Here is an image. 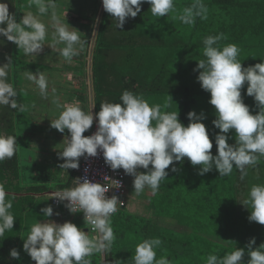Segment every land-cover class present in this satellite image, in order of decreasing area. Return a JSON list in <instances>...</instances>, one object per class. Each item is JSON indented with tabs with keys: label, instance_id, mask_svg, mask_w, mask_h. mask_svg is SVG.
Wrapping results in <instances>:
<instances>
[{
	"label": "trees",
	"instance_id": "obj_1",
	"mask_svg": "<svg viewBox=\"0 0 264 264\" xmlns=\"http://www.w3.org/2000/svg\"><path fill=\"white\" fill-rule=\"evenodd\" d=\"M0 2L8 4L17 22L25 11L37 9L35 5L30 6V0ZM55 3L60 2L55 0ZM191 3L192 0H174L176 12L159 18L151 14L150 4L145 2L141 12L135 18H128L119 29L111 14L104 11L102 0H94L90 15L80 17L89 21L84 25L83 41L86 43L72 60L79 62L78 67L84 75L87 58L92 52L96 113L103 101L122 103L120 96L124 90L142 95L150 105L159 104L162 112L178 111V119L184 126L189 123L187 114L190 111L197 115L203 113L206 119L202 122L209 130L213 140L211 151L216 155L214 133L219 129L212 124L216 118L215 108L208 102L210 93L204 91L197 81L202 70L193 69L200 59L205 58L203 38L220 33L227 39L220 40L219 46L236 44L243 67L264 61V0H203L208 8L207 19L197 17L194 25L189 26L175 17ZM99 12L101 19L90 51ZM50 41L52 38L47 34L44 43ZM6 56L13 60L8 82L17 92V103L27 106V110L19 112L0 105V133L15 136L19 145L12 158L0 161V183L5 185L6 191L21 193L14 195L10 209L16 218L13 229L0 237V264H35L23 250L24 238L33 223L45 218L41 209L49 205V198L32 194L42 193L47 187L35 179L33 170H28V150L31 139L38 132L53 130L34 120L33 112L42 104V97L39 99L35 94L36 89L34 91L25 73L61 69L29 60L30 55L0 36V65L7 63ZM246 89L247 83L241 89L243 102L252 114H256L259 108L254 98L246 95ZM80 98L83 103L87 101L86 95ZM227 135L231 137L228 143L234 144V130ZM30 165L33 167L34 162ZM173 166L177 169L175 172L171 171ZM199 169L200 166L191 165L187 157L166 169L168 176L160 183L159 196H154L149 204L153 217L131 213L126 207L111 216L116 239L106 253L105 264H115V261L133 264L137 244L148 238L161 239L156 258L166 256L172 264H206L209 254L222 257L236 248L245 249L243 264H247L250 257L246 245L253 237L256 241L253 248L264 244V225L250 222V210L241 202L247 198L252 185L264 184V156H259L254 167L247 166L248 174L243 180L235 167L229 176L224 177H220L215 168L204 175L198 174ZM162 218L169 220L164 222ZM13 248L19 252V260L10 256ZM97 255L93 253L87 257L91 264L98 262Z\"/></svg>",
	"mask_w": 264,
	"mask_h": 264
},
{
	"label": "clouds",
	"instance_id": "obj_2",
	"mask_svg": "<svg viewBox=\"0 0 264 264\" xmlns=\"http://www.w3.org/2000/svg\"><path fill=\"white\" fill-rule=\"evenodd\" d=\"M145 2L150 4L151 14L159 18L176 12L174 0H102V6L116 21V28L122 29L128 18H135L141 12ZM31 5L36 6L38 15L27 12L17 22L8 4L0 2V36L14 42L26 55L39 54L47 36V27L39 16L51 9L54 32L49 46L53 48L64 44L60 55L70 62L86 43L81 40V32L64 22L66 14L63 18L57 14L55 0H30ZM207 14L208 8L203 0H192L191 5L184 7L175 18L192 26L197 17L207 19ZM222 39H227L223 33L203 38L205 58L200 59L193 69L202 70L197 81L204 91L210 93L208 102L215 108L216 118L212 124L219 129L214 133L216 155L211 151L213 140L209 130L202 122L206 119L203 113L197 115L195 111H190L187 114L189 123L184 126L178 119V111L162 112L159 104L150 105L142 95L124 90L120 96L122 103H100V111L95 114L97 130L89 136L83 134L93 125L92 111L85 112L78 103L60 104L58 99L54 101L62 111L58 118L51 120L50 126L60 133H64L65 129L70 133V138L66 136L63 140V150L58 153L64 161L59 167L78 169L79 158L95 157L100 150L112 170L122 168L126 175L134 177L133 187L137 195L146 187L156 193L161 181L168 176L166 169L174 162H183L185 157L191 165L200 166L199 175L215 168L220 177L229 176L235 167L243 180L248 174L247 166L254 167L259 156H264V61L243 67L238 59L239 47L229 43L221 48L218 42ZM5 59L7 63L0 65V105L24 112L27 106L17 103V92L8 82L13 60L10 56ZM25 76L39 88L42 96L48 95V79L43 72L28 71ZM245 83L246 95L253 97L259 108L256 114H252L243 102L241 89ZM232 130L235 132V143L229 144L231 137L227 134ZM18 146L15 136L0 133V161L12 158ZM138 168L146 171L138 172ZM176 170L175 166L171 168L173 172ZM73 181L75 187L53 192L50 199L67 201L64 206L71 213L83 212L85 223L94 235L90 236L70 221L62 224L48 219L37 221L32 224L23 243V250L35 264H91L87 257L93 253H108L116 239L111 216L118 211V204L121 205L119 198L115 195L107 197L110 187L92 182L87 177L82 182L81 178ZM112 183L120 187L119 181ZM14 198L0 183V237L13 229L16 218L10 209ZM241 203L250 210V222L264 225V184L252 185L247 198ZM41 212L46 218L54 214L51 205L42 208ZM255 243L253 237L246 245L250 257L247 264H264V244L253 248ZM161 244L159 238H148L138 243L132 257L133 264H172L166 256L156 258V249ZM244 255V248H236L222 257L209 254L206 264H243ZM10 256L17 260L20 258L15 248L11 249ZM115 264L119 262L115 261Z\"/></svg>",
	"mask_w": 264,
	"mask_h": 264
},
{
	"label": "crops",
	"instance_id": "obj_3",
	"mask_svg": "<svg viewBox=\"0 0 264 264\" xmlns=\"http://www.w3.org/2000/svg\"><path fill=\"white\" fill-rule=\"evenodd\" d=\"M60 3L56 4L57 7L61 8L62 14L59 15L61 18L64 17L66 14V20L64 22H67L70 26L78 29L81 34V40L83 41V37L86 33V29L84 28V25L89 24L88 20H84L80 18L81 16H87L90 15L92 12L94 5L93 1L89 0H58ZM89 4L85 6L86 4ZM92 5V9H91ZM91 9V10H90ZM52 11V10H51ZM50 11V12H51ZM28 12V11H25ZM29 12H32L33 14H37V10H29ZM48 12V13H50ZM79 12V13H78ZM47 13V14H48ZM46 15V14H45ZM45 15L39 16L43 17ZM80 15V16H79ZM79 19V20H78ZM101 19V13L97 15L92 42L90 45V51L93 50L95 36L97 33L98 25ZM45 25L48 23L46 21H43L40 19ZM52 26V24H51ZM50 29L47 28V34L50 36ZM54 32V29L52 30ZM65 45L61 44L60 46L56 45V48L59 51L62 49ZM79 49V46H77ZM62 57V56H61ZM63 64L61 66L58 65V62H53L51 66L58 67L61 70L54 71L49 70L48 72H52V84L55 87V91H51V94H53L54 100H59L60 104H76L78 103L79 107L84 110L85 112L92 111L94 118H95V104H94V86H93V76H92V52H90L89 57L87 58V63L85 66V72L84 75H82L81 70H75L76 67L79 66V62L77 60H71L70 62L66 60L64 57H62ZM37 62V61H36ZM69 67V69H68ZM63 68V69H62ZM35 94H39L35 91ZM82 95H86L87 101L83 103ZM52 98V95H51ZM94 106V107H93ZM62 111L61 108H58L57 105L54 103V106L52 105H45L40 104L36 110L33 112L34 120L41 125H44L47 128H51L53 131H40L36 134L34 138L30 141V152H29V158L30 163L34 162V166L32 167L33 173L35 175V179H38L41 181L42 184H44L47 187V190L42 193H35L33 195L37 197H43L47 196L49 198V205L53 208V216L52 217H45L41 219L39 222H44L45 219L55 221L57 223H64L66 221H70L77 225L78 228H83L84 231L91 236L94 235V233L91 232L90 226L86 225L84 216L81 212L79 213H71L64 204L61 205H54L52 203V199H50V196L53 192L56 191H62L65 188H71L75 187L74 181L77 179V176L79 174V169L81 166L82 158H79V168L78 169H61L59 167L60 164H62L64 161L58 157V153L63 150L64 143L63 140L67 136L70 138V133H57L54 129L50 126L51 120H54L58 118L60 112ZM84 136L88 135V132L86 131ZM66 139V138H65ZM151 168V167H150ZM138 172H144L146 171L143 168H138ZM127 211L131 213H136L141 216H148L153 217L151 214V210L149 207V204L151 202V199L154 196H159L160 190L156 193H152L151 189L146 187L145 190L137 195L134 192L133 187V180L134 177L128 175L127 176ZM144 208L146 210L147 214H144ZM138 210L141 211L138 212ZM55 213H59V215H56ZM96 259L98 262L96 264H105L106 263V253H98L96 256ZM35 263V261H34Z\"/></svg>",
	"mask_w": 264,
	"mask_h": 264
},
{
	"label": "built area",
	"instance_id": "obj_4",
	"mask_svg": "<svg viewBox=\"0 0 264 264\" xmlns=\"http://www.w3.org/2000/svg\"><path fill=\"white\" fill-rule=\"evenodd\" d=\"M97 130V120L94 118L92 127L87 131L88 135L93 134ZM87 177L92 182H99L102 185L110 187L106 196L111 198L113 195L117 196L121 201V205L118 204V210L127 207V175L124 170L117 169L112 170L104 161L103 153L98 150V154L95 157L84 156L82 158L81 166L79 169V174L77 178L82 179ZM112 181H119L120 187L114 185ZM54 205H61L68 203L67 201L60 202L56 199H52ZM83 214V212H81ZM84 216V214H83Z\"/></svg>",
	"mask_w": 264,
	"mask_h": 264
},
{
	"label": "rangeland",
	"instance_id": "obj_5",
	"mask_svg": "<svg viewBox=\"0 0 264 264\" xmlns=\"http://www.w3.org/2000/svg\"><path fill=\"white\" fill-rule=\"evenodd\" d=\"M81 1V0H80ZM84 1H86V0H84ZM89 1H93V0H89ZM94 2V1H93ZM87 5H89L88 3L85 5V6H87ZM91 9H92V5H91ZM90 9V10H91ZM37 10V9H36ZM29 12V11H28ZM56 12H57V14L58 15H61L62 14V11H61V8L60 7H56ZM27 12H24V14H26ZM79 13V12H78ZM80 16V15H79ZM40 19H42L43 21H46L47 23H48V26H47V24H46V27L48 28V29H50V38H52V35H53V32H52V30L54 29L52 26H51V24H52V21H51V12L50 13H48V14H46L45 16H43V17H39ZM52 43V41H50V42H47V43H45L44 45H43V49H42V51L39 53V54H34V55H30L29 56V60H32V61H37V62H42V63H45V64H47V65H51V64H53V62L54 63H56V61L58 62V65L59 66H61L62 64H63V62L61 61L62 60V57H61V55L59 54V52H56V51H59L57 48H56V46L55 47H53V48H51L49 45ZM62 44V43H61ZM61 44H57V46H60ZM55 49H56V51H55ZM63 69V68H62ZM77 70H80V68L79 67H77ZM45 74V76L47 77V79H48V95L45 97V96H42L41 95V93H40V90H39V88L32 82V81H29L34 87H32L33 89H34V91H35V89H36V92H38L39 94V99H40V97H42V100H41V103L42 104H45V105H52V106H54V98H53V94H51V91L53 90V89H55V87L53 86V84H55V83H53L52 84V72H48V71H46V73H44ZM28 87H30V86H28ZM31 88V87H30ZM51 95H52V98H51ZM56 104V103H55ZM28 152H30V149L28 150ZM25 159H27V153H26V157H25ZM29 163H30V160H29ZM30 172H31V170H33L32 169V165H30L29 164V169H28ZM128 176V175H127ZM138 212H140L141 213V211L140 210H138ZM144 214H147L146 213V210H145V208H144V212H143ZM162 220L164 221V222H166V221H168L169 219L168 218H162ZM170 226H174L175 228H179V227H177L175 224H170ZM170 228V227H169ZM174 229V228H173Z\"/></svg>",
	"mask_w": 264,
	"mask_h": 264
},
{
	"label": "water",
	"instance_id": "obj_6",
	"mask_svg": "<svg viewBox=\"0 0 264 264\" xmlns=\"http://www.w3.org/2000/svg\"><path fill=\"white\" fill-rule=\"evenodd\" d=\"M6 192L11 193L13 195H21V193H15V192H9V191H6ZM32 194H35V193H32Z\"/></svg>",
	"mask_w": 264,
	"mask_h": 264
}]
</instances>
